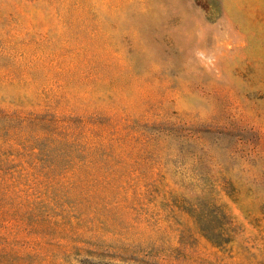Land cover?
<instances>
[{
  "label": "rangeland",
  "instance_id": "1",
  "mask_svg": "<svg viewBox=\"0 0 264 264\" xmlns=\"http://www.w3.org/2000/svg\"><path fill=\"white\" fill-rule=\"evenodd\" d=\"M0 264H264V0H0Z\"/></svg>",
  "mask_w": 264,
  "mask_h": 264
}]
</instances>
